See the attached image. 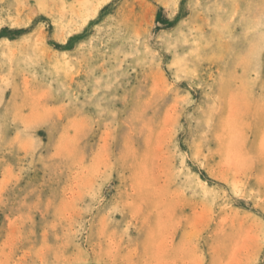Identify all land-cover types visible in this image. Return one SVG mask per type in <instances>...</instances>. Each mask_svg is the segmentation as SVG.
Instances as JSON below:
<instances>
[{
  "label": "rangeland",
  "instance_id": "1",
  "mask_svg": "<svg viewBox=\"0 0 264 264\" xmlns=\"http://www.w3.org/2000/svg\"><path fill=\"white\" fill-rule=\"evenodd\" d=\"M0 264H264V0H0Z\"/></svg>",
  "mask_w": 264,
  "mask_h": 264
},
{
  "label": "bare ground",
  "instance_id": "2",
  "mask_svg": "<svg viewBox=\"0 0 264 264\" xmlns=\"http://www.w3.org/2000/svg\"><path fill=\"white\" fill-rule=\"evenodd\" d=\"M241 185V184H240ZM241 188V187H240Z\"/></svg>",
  "mask_w": 264,
  "mask_h": 264
}]
</instances>
